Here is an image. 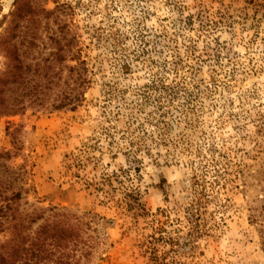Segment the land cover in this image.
<instances>
[{"label":"rangeland","instance_id":"rangeland-1","mask_svg":"<svg viewBox=\"0 0 264 264\" xmlns=\"http://www.w3.org/2000/svg\"><path fill=\"white\" fill-rule=\"evenodd\" d=\"M73 38L91 85L77 110L55 109ZM58 40L41 100L1 94L25 101L0 115L11 223L75 214L82 264H264V0H0V74L15 45L38 77Z\"/></svg>","mask_w":264,"mask_h":264},{"label":"trees","instance_id":"trees-1","mask_svg":"<svg viewBox=\"0 0 264 264\" xmlns=\"http://www.w3.org/2000/svg\"><path fill=\"white\" fill-rule=\"evenodd\" d=\"M31 9V4L26 3L18 10V17L26 20ZM56 46L53 61L45 66L39 64L35 66L38 77L28 76V71L32 70V66L24 63L15 45L7 49L12 64L8 70L0 74V115H15L25 108V101L5 105L6 96L3 97L1 94L12 88L11 85L14 86L13 89L17 87L16 89L28 90L30 91L29 97H35L37 101L41 100L40 97L46 88L44 80L55 77L50 73L54 72L56 65L62 64L66 55L67 47L62 44L61 40L56 41ZM74 46L75 39L73 38L68 44V52H71L72 61L76 63L68 68L70 92L66 97L58 96L60 99L54 106L55 109L68 107L71 111L77 110L85 101L87 90L91 85L88 65L74 51ZM43 69L46 77L42 75ZM16 98L23 99L24 97L18 95ZM44 103L45 101L42 100L37 104L43 106ZM6 155L9 156V153ZM20 197V193L10 197L0 192V232L6 227L12 231V237L0 245V264H82L83 259H88L92 254V247L85 238L84 223L66 209L52 208L49 210L51 214L47 217L42 212L35 217L27 216L26 219L12 224L16 212L12 201L20 200ZM199 218L200 216L193 221L186 220L187 227L198 232L200 230ZM39 221L42 222L34 230L33 226ZM89 226L86 223L87 229Z\"/></svg>","mask_w":264,"mask_h":264}]
</instances>
